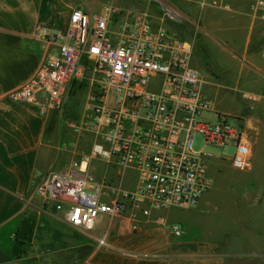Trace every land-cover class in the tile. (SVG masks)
Segmentation results:
<instances>
[{
  "label": "crops",
  "instance_id": "0c3cea01",
  "mask_svg": "<svg viewBox=\"0 0 264 264\" xmlns=\"http://www.w3.org/2000/svg\"><path fill=\"white\" fill-rule=\"evenodd\" d=\"M164 1L180 16V23L155 17L154 9L159 8L151 0H134L135 9L113 5L121 11L115 18L146 13L153 26L169 33L174 29L170 25L177 24L173 36L193 42L192 65L200 72L204 93L217 113L222 114L217 99L220 72L230 80L232 70L220 67L215 54L222 51L228 60L239 63V74L245 79L237 76L236 83L249 91H231L240 93L248 106L234 116L251 155V140L258 126H264L252 112L254 103L264 101L256 98L264 90V20L260 12L251 10L257 0H226L231 11L213 5L220 0ZM138 4L144 5L143 11H137ZM73 8L79 5L72 0H0V264H264V188L256 192L255 187L244 188L233 180L229 187H211L196 207L177 208L186 211L183 228L175 223L178 220L168 219L169 209L154 210L148 216L137 210L134 218L127 210L121 219L99 218L91 231L82 233L64 222L61 213L44 211L33 193V176L73 161L75 147L65 161L60 154L65 149L61 136L49 135L48 112L15 102L8 94L39 67L42 50L37 30L60 28L62 15L66 14L67 22ZM75 85L86 86L73 83L69 88ZM209 158L205 156V163ZM94 168L97 179L105 176L112 185L133 189L130 171L120 183L115 168L102 162H95ZM250 169L249 158V167L240 172ZM252 184L264 185V181ZM174 226L181 230L180 236L173 235ZM196 229L202 232L199 236ZM99 238H104L105 245H98Z\"/></svg>",
  "mask_w": 264,
  "mask_h": 264
},
{
  "label": "built area",
  "instance_id": "2783aa9c",
  "mask_svg": "<svg viewBox=\"0 0 264 264\" xmlns=\"http://www.w3.org/2000/svg\"><path fill=\"white\" fill-rule=\"evenodd\" d=\"M212 3L232 9L226 0ZM161 5L164 18L181 22L169 6ZM251 10L264 20V0ZM116 14L121 11L113 5L93 14L73 8L63 29L39 28V67L8 94L46 113L62 107L73 83L87 86L79 120L67 124L84 137L86 149L62 168L32 179L44 211L61 213L64 222L84 232L99 218L121 219L127 210L134 218L137 210L148 216L154 210L196 207L212 186L205 155L193 150L197 136L205 145L232 146V166L239 171L249 167L250 150L241 128L215 112L204 93L203 78L192 65L193 42L153 26L146 13H124L120 19ZM208 113L217 121L202 118ZM95 162L115 168L120 183L130 171L133 189L112 185L105 176L97 179ZM172 233L177 237L181 230L174 226ZM97 243L105 245L104 238Z\"/></svg>",
  "mask_w": 264,
  "mask_h": 264
},
{
  "label": "rangeland",
  "instance_id": "374dc122",
  "mask_svg": "<svg viewBox=\"0 0 264 264\" xmlns=\"http://www.w3.org/2000/svg\"><path fill=\"white\" fill-rule=\"evenodd\" d=\"M73 3L79 5V8L85 12L90 14L101 11L103 7L107 5H116L120 7H127V9H135L136 4L134 0H72ZM155 4L157 9H154L155 17L158 19H164L165 21H169L165 16V10L162 8L161 3L168 4L164 0H151ZM137 11H143L144 5H137ZM172 11L171 9H169ZM66 14L64 13L59 20L58 25L60 28L65 27L66 24ZM171 24V23H170ZM175 29L177 24H171ZM183 25L181 28L183 30ZM63 29V28H62ZM172 30L170 33L172 35H176V31ZM181 40H186L184 38H179ZM216 53V51H215ZM214 53V54H215ZM222 51H217L216 60L219 63L220 67L230 68L231 74L230 80L225 76V74L220 72L218 82L220 84V88H218L217 99L221 102L222 110L221 113L227 117L228 124L232 126H239L236 117L234 116L236 112L240 111V109L247 108L248 103L241 99L240 93L232 92L231 89L235 88L237 91H249L243 85H237L236 77L240 76L242 81L245 79V75L239 74V63L233 61L232 59H227L225 55L222 54ZM241 81V82H242ZM70 88H68L69 90ZM87 92V86L82 89H78V85H75L72 89L69 90V93H66V97L64 98V103L59 110H48L47 112V126L50 137L54 136V139H58L60 135L62 138V146H65V149L60 152L61 157L66 161L71 156V148L75 147V159L81 150L86 149V143H84V137L78 135L73 131L72 128L68 127L67 124L70 122H77L80 118L82 110L85 104V96ZM258 96H261L260 100H264V90L259 91ZM263 95V96H262ZM210 99H212L210 97ZM76 103V104H75ZM221 109V108H220ZM73 112L75 114L73 115ZM253 114H256L258 117L260 116L264 122V101L261 103L253 104ZM237 115V114H236ZM202 118H204L207 122H216L217 117L214 113L203 114ZM260 130L255 134V136L251 140V155H250V163L251 169L248 172L241 173L240 171H235L230 163L231 158L234 154V148L232 146L226 147H217L211 144H204L203 138L201 136H197L193 145V150L195 152H202L205 156H209L210 158L206 161L207 165V173L208 176L212 180V186L214 189L219 187H229L232 180L236 183H240L244 188H252L255 187V191L259 192L264 188V185H261L260 182L264 181V126H258ZM52 138V137H51ZM76 143L74 146L72 143ZM85 144V145H84ZM77 154V155H76ZM130 174L126 176L128 179ZM237 179V180H236ZM257 182L260 185H255L250 183ZM210 190V189H209ZM194 208V207H193ZM170 210L169 214H167L168 219L178 220L175 223L178 224L179 227H185L186 223L181 222V218L185 217L186 211L177 209V208H168ZM164 210V209H163ZM79 232L85 233L84 231L78 230ZM195 235L199 236L202 232L200 229L195 230Z\"/></svg>",
  "mask_w": 264,
  "mask_h": 264
}]
</instances>
